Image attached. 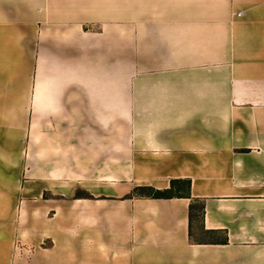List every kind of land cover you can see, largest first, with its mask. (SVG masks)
<instances>
[{
    "label": "crops",
    "instance_id": "1",
    "mask_svg": "<svg viewBox=\"0 0 264 264\" xmlns=\"http://www.w3.org/2000/svg\"><path fill=\"white\" fill-rule=\"evenodd\" d=\"M0 264H264V0H0Z\"/></svg>",
    "mask_w": 264,
    "mask_h": 264
},
{
    "label": "rangeland",
    "instance_id": "2",
    "mask_svg": "<svg viewBox=\"0 0 264 264\" xmlns=\"http://www.w3.org/2000/svg\"><path fill=\"white\" fill-rule=\"evenodd\" d=\"M35 206V205H34ZM44 207V206H43ZM38 208V206H37ZM30 212V221L28 222V225H27V231L26 233L28 234V238H27V242L26 244L24 245V249L26 250V259L28 261V263H30L31 261H33L34 259V250L37 248L36 245H35V239H34V235H35V217L37 216L38 213H40V210L39 208L38 209H33L32 211H29ZM52 212H50V210L48 209L47 211H43V217H46V216H50ZM54 214H56V211H53ZM49 244L48 242H44L42 244V248H45L46 245Z\"/></svg>",
    "mask_w": 264,
    "mask_h": 264
},
{
    "label": "trees",
    "instance_id": "3",
    "mask_svg": "<svg viewBox=\"0 0 264 264\" xmlns=\"http://www.w3.org/2000/svg\"><path fill=\"white\" fill-rule=\"evenodd\" d=\"M138 192H140V195L141 197H145V198H152V199H171L173 197V191H168V192H158V191H155L151 188H142V189H139V190H136ZM138 192H134V195L135 193H138ZM131 197V196H130ZM81 195H75L74 197V200H78V199H81ZM85 198L86 199H94L93 197H90L89 195H85Z\"/></svg>",
    "mask_w": 264,
    "mask_h": 264
}]
</instances>
